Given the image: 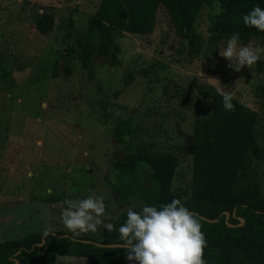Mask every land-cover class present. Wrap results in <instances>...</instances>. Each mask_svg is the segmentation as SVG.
Listing matches in <instances>:
<instances>
[{
  "label": "rangeland",
  "instance_id": "374dc122",
  "mask_svg": "<svg viewBox=\"0 0 264 264\" xmlns=\"http://www.w3.org/2000/svg\"><path fill=\"white\" fill-rule=\"evenodd\" d=\"M99 2L0 0V242L47 230L101 240L104 226L130 210L114 202L111 186L112 162L123 152L115 129L124 120L135 129L132 152L177 156L171 189L188 199L197 85L215 86L255 110L264 149V96L257 91L264 43L215 41L218 2L204 5L196 20L199 53L175 35L161 5L151 34L114 33L119 63L97 64L93 80L81 67L77 40ZM43 12L55 17L47 35L36 29ZM242 177L255 178L264 196V158L251 159ZM56 264L89 258L58 256ZM123 264L190 263L141 257Z\"/></svg>",
  "mask_w": 264,
  "mask_h": 264
},
{
  "label": "trees",
  "instance_id": "16d2710c",
  "mask_svg": "<svg viewBox=\"0 0 264 264\" xmlns=\"http://www.w3.org/2000/svg\"><path fill=\"white\" fill-rule=\"evenodd\" d=\"M214 1L221 7L212 23L215 41L264 43V0H100L87 21V33L78 35L82 69L96 80L97 64L117 65L120 47L114 33L151 34L161 5L170 14L175 35L188 38L191 52L199 53L203 40L195 23L202 7ZM54 24V15L43 12L36 29L47 35ZM258 67L264 72V64ZM133 80L132 72L124 78L126 85ZM257 91L264 96V83ZM257 116L219 88L197 85L193 175L186 200L171 189L177 156L132 152L135 129L128 120L120 122L115 136L123 152L112 162V197L130 210L104 226L102 239L96 241L105 245L47 230L0 242V264H56L58 256L87 257L89 264H123L126 258L141 257L264 264V196L255 178L242 177L251 159L264 158L255 136Z\"/></svg>",
  "mask_w": 264,
  "mask_h": 264
},
{
  "label": "water",
  "instance_id": "95a60500",
  "mask_svg": "<svg viewBox=\"0 0 264 264\" xmlns=\"http://www.w3.org/2000/svg\"><path fill=\"white\" fill-rule=\"evenodd\" d=\"M184 214V212H180L179 213V217H181L182 215ZM202 218H204V219H206L205 217H202ZM157 234H159V232H157ZM83 241H85V242H89V243H94V244H98V245H105V244H101V243H99V242H97L96 240H90V239H85V240H83ZM108 246H113V244H109Z\"/></svg>",
  "mask_w": 264,
  "mask_h": 264
}]
</instances>
